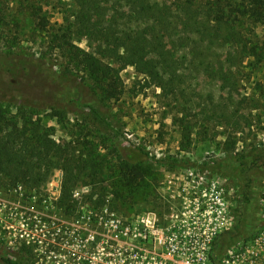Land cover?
Returning a JSON list of instances; mask_svg holds the SVG:
<instances>
[{
    "label": "rangeland",
    "instance_id": "1",
    "mask_svg": "<svg viewBox=\"0 0 264 264\" xmlns=\"http://www.w3.org/2000/svg\"><path fill=\"white\" fill-rule=\"evenodd\" d=\"M4 2L8 7L14 4L12 0ZM50 3L58 6V0ZM60 16L55 12L49 19L60 21ZM183 20L178 19L176 25L184 35L188 27ZM28 30L19 46L28 54H39L44 49L38 40L34 44L35 35ZM257 33L262 36L261 29ZM222 42L173 49L172 73L158 84L147 79L142 66H126L119 72L125 90L118 101L102 100L89 86L84 88L80 102L63 95L54 108L26 109L9 100L11 112L18 109L22 114L26 110L27 120L42 136L70 142L75 157L81 151L95 150L106 159L99 169L101 180L95 185L89 177L74 184L77 202L70 214L57 207L59 168L39 191H25L27 199L9 192L5 185L8 179L0 174V198L10 200L18 212L8 222H0V264H128L113 249L117 242L126 246L131 240H114V221L120 220L118 228L125 226L135 215L168 202L221 196L236 219L235 208L245 204L246 177L212 168L231 163L236 152L250 155L254 149H264V60L258 66L244 61L242 72L226 80L236 69L228 61V53H238L241 41ZM79 44L92 50L96 42L82 39ZM48 55L47 66L58 71L63 60L53 52ZM71 69L79 81L82 72ZM63 89L67 92L69 88ZM121 163L139 169L136 200L123 194L128 185L119 180ZM257 163L259 170L250 177L253 211L244 216L262 219L259 227H264V164L260 160ZM93 185L104 187V195L98 199L80 197ZM132 201L134 206L129 208ZM23 240L31 248L23 250ZM143 245L149 247L148 243Z\"/></svg>",
    "mask_w": 264,
    "mask_h": 264
},
{
    "label": "trees",
    "instance_id": "2",
    "mask_svg": "<svg viewBox=\"0 0 264 264\" xmlns=\"http://www.w3.org/2000/svg\"><path fill=\"white\" fill-rule=\"evenodd\" d=\"M12 2L13 6L8 7L0 0V174L8 179L7 187L20 184L25 191H39L52 171L59 168L57 207L65 214L76 207L74 184L86 177L94 185L100 181L99 169L106 158L97 151L95 154V150L81 151L75 157L70 142L42 136L27 120L26 110L22 114L18 109L11 112L9 100L26 109L54 108L63 95L80 102L84 88L89 86L102 100L118 101L125 90L121 69L142 66L147 79L158 84L172 73L173 49L194 48L200 43L223 41L224 45L235 38L241 41L238 53H228L227 59L236 69L226 80H233L235 72H242L244 61L246 65L258 66L264 60V0H58V6L51 0ZM48 5L50 8L45 7ZM55 12L61 15L60 21L52 22L49 17ZM182 18L190 30L188 33L186 29L184 35L183 30L177 29V20ZM29 25L34 28L28 30ZM27 30L35 35L34 44L38 40L44 49L39 54H28L19 46ZM82 39L95 41L94 49L80 46ZM49 52L63 60L58 71L46 64L51 58ZM71 68L82 72L79 81ZM64 85L69 88L67 92ZM258 160L264 164V149H254L250 155L236 152L231 163L212 168L247 180L243 187L246 205L235 208V224L222 236L220 247L247 239L259 227L260 219L244 216L253 211L250 177L259 170ZM119 169V180L128 185L123 194L136 200L139 169L128 163H121ZM94 185L80 197L98 199L104 195L105 188ZM28 197L24 194V199ZM134 202L127 206L133 208ZM21 247L31 248L26 240Z\"/></svg>",
    "mask_w": 264,
    "mask_h": 264
},
{
    "label": "built area",
    "instance_id": "3",
    "mask_svg": "<svg viewBox=\"0 0 264 264\" xmlns=\"http://www.w3.org/2000/svg\"><path fill=\"white\" fill-rule=\"evenodd\" d=\"M8 190L24 197L25 189L20 184L8 187ZM1 209L5 211L0 213V222L6 223L18 214L10 200L0 198ZM113 224L117 227L114 240H131L126 246L117 242L113 249L123 263L264 264V227H259L247 239L219 246L222 236L235 224V218L221 196L213 195L203 201L164 203L159 209L135 215L125 226L118 228V219ZM146 258L153 261H146Z\"/></svg>",
    "mask_w": 264,
    "mask_h": 264
}]
</instances>
